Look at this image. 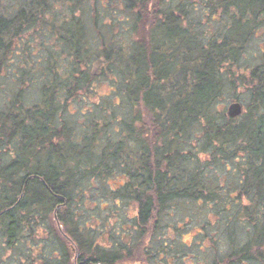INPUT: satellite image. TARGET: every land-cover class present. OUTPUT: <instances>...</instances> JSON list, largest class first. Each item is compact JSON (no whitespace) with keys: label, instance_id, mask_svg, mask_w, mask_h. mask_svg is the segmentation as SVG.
Wrapping results in <instances>:
<instances>
[{"label":"trees","instance_id":"obj_1","mask_svg":"<svg viewBox=\"0 0 264 264\" xmlns=\"http://www.w3.org/2000/svg\"><path fill=\"white\" fill-rule=\"evenodd\" d=\"M238 87L248 102L232 118L218 104L231 89L240 102ZM91 94L82 123L66 117ZM0 157V255L39 223L56 242L52 256L16 264H112L155 238L179 199L217 201L231 238L240 217L251 226L214 264H264V0H0ZM219 159L239 162L233 191L206 177ZM116 171L126 179L105 187L103 203L135 201L132 223H81L78 187ZM104 234L120 247L101 244ZM162 245L142 251L168 261Z\"/></svg>","mask_w":264,"mask_h":264},{"label":"rangeland","instance_id":"obj_2","mask_svg":"<svg viewBox=\"0 0 264 264\" xmlns=\"http://www.w3.org/2000/svg\"><path fill=\"white\" fill-rule=\"evenodd\" d=\"M252 45L250 47L251 52H256V50L259 48L258 46L263 47L260 34L259 38L252 42ZM102 83V85L97 84L96 87L100 93L108 89L107 83L104 81ZM3 88V99L1 102L9 100L8 88L5 85ZM231 90H228L225 93V97L219 101L218 108L221 111H226L229 104L233 100V91ZM94 98L95 95L91 94L90 97L87 98V101L74 100V102L70 103L69 105L66 117H75L79 123H82L85 119L82 116V113H88L90 109L95 108L94 104H92V100ZM237 99L243 104L248 102V97L244 88L238 87ZM196 135H194L191 140V145L193 147H197L199 143L197 140L198 135ZM202 155L204 156L205 160L210 159V155ZM1 157L0 162H2ZM3 157L5 159L6 156ZM10 159L11 157L7 158V162ZM208 162H206L208 164H205L206 177H209L210 180L214 182V185H221V190L232 189L233 191V188L237 186L241 179V172L238 165L239 162L232 159L225 161L219 159L217 161ZM120 174L121 173L119 171H116L112 176H110L109 179L88 178V180H85L82 185L78 187L83 189L79 190L80 193L76 197L74 210L75 216L81 223L84 224V221L90 217H95L97 219L100 218L99 221H102L101 217L105 219L108 218L111 223L121 221L124 218L126 221L124 225L132 223L134 216L137 214V203L135 201L130 200L126 203L124 200L120 205H117L114 201H111V203H103L110 200L109 197L106 198V194L108 193L106 192L105 187L110 188V185H120L121 182H124L126 179L125 176L123 177ZM237 192L238 190L235 189L233 192L234 195L237 194ZM221 194H225V192H222ZM217 203L218 202L215 200L210 201L209 203L203 201L196 203L189 199H179L173 202L172 205L167 207L165 210V215L162 216L158 221L159 227L155 234L156 237L154 238L153 231H149L145 237H142L140 242V246L142 247L139 246L137 256L142 255L146 248H151L153 250L157 248L159 243L161 246H163V243H166L171 249L169 255L171 264H214L216 257L223 256L230 250V246L233 244L231 239L233 240L235 236H238V242H242L243 244L247 238L246 235L251 230V226L246 225V222L243 223L242 221L244 218L240 217L238 223L233 225L235 233L234 237L231 238V231L229 230L231 221L225 218L228 213L221 210V208L216 205ZM217 213H222L224 216L223 219L226 221H221L219 214ZM229 216L230 215H228V217ZM129 217H131V220L129 219L127 221V218ZM227 222L229 223V226ZM98 223L99 222H96L93 224V226L95 225V227H99L96 225ZM50 232L51 228H49L47 224L42 226L41 223L36 225L34 232L25 230L22 234L24 239L13 250L4 251L3 254L0 255V261L3 258L6 260H4V263L2 264H16L15 260L19 256L24 259L25 256L30 257L31 255V258H34V260L39 258V254L40 256L44 254H49L52 256L54 250L56 249V242ZM102 237L103 238L100 243L102 244L103 242L106 244L113 241L118 236L115 237L104 234ZM125 238L127 241H130V239L126 236ZM136 241H138V238H136ZM213 241L215 245L212 243ZM2 242L3 239L0 237V243ZM147 253L151 252L147 251ZM12 257H14V260ZM163 261L165 262L166 260L164 259ZM157 262L158 264L162 263L160 260H157ZM39 264H41V262H39ZM246 264L260 263H254L253 261H250L246 262Z\"/></svg>","mask_w":264,"mask_h":264},{"label":"flooded vegetation","instance_id":"obj_3","mask_svg":"<svg viewBox=\"0 0 264 264\" xmlns=\"http://www.w3.org/2000/svg\"><path fill=\"white\" fill-rule=\"evenodd\" d=\"M119 246L120 244H117L116 242H109L107 243L105 246ZM107 246V247H108ZM139 247H135L132 248L131 250H126L124 249L122 252L124 253H119L116 255V257H114V263L112 264H158L157 260H154V255H152L151 253H147V250L145 252L142 253V255L137 256V252ZM136 252V253H135ZM107 258H109L110 256H106ZM138 257V258H137ZM106 258V259H107ZM161 261V260H160ZM161 264H171L170 260L168 259V261H161ZM92 264H101V262H92Z\"/></svg>","mask_w":264,"mask_h":264},{"label":"water","instance_id":"obj_4","mask_svg":"<svg viewBox=\"0 0 264 264\" xmlns=\"http://www.w3.org/2000/svg\"><path fill=\"white\" fill-rule=\"evenodd\" d=\"M227 114L232 118H237L243 113V105L241 102H231L227 108Z\"/></svg>","mask_w":264,"mask_h":264}]
</instances>
